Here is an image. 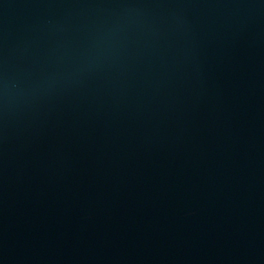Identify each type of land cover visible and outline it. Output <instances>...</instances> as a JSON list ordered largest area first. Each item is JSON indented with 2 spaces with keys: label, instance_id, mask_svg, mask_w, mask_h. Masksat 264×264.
Returning <instances> with one entry per match:
<instances>
[{
  "label": "water",
  "instance_id": "water-1",
  "mask_svg": "<svg viewBox=\"0 0 264 264\" xmlns=\"http://www.w3.org/2000/svg\"><path fill=\"white\" fill-rule=\"evenodd\" d=\"M0 264H264V0H0Z\"/></svg>",
  "mask_w": 264,
  "mask_h": 264
}]
</instances>
